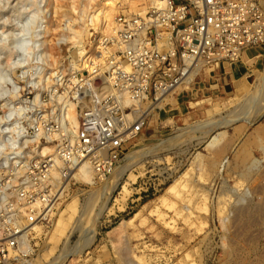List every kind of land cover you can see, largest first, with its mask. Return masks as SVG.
Instances as JSON below:
<instances>
[{
	"label": "rangeland",
	"instance_id": "obj_1",
	"mask_svg": "<svg viewBox=\"0 0 264 264\" xmlns=\"http://www.w3.org/2000/svg\"><path fill=\"white\" fill-rule=\"evenodd\" d=\"M101 2L0 0V120L25 117L29 156L71 132V78L85 74ZM255 49L250 65L205 66L110 176L71 180L15 264H264V46Z\"/></svg>",
	"mask_w": 264,
	"mask_h": 264
},
{
	"label": "built area",
	"instance_id": "obj_2",
	"mask_svg": "<svg viewBox=\"0 0 264 264\" xmlns=\"http://www.w3.org/2000/svg\"><path fill=\"white\" fill-rule=\"evenodd\" d=\"M144 1L132 15L122 13V2L113 31L92 34L98 62L90 55V69L69 87L77 128L54 151L29 156L25 117L0 120V264L24 262L28 232L70 174L84 166L93 179L110 176L146 127L148 110L169 102L196 69L238 62L245 50L264 46L263 0Z\"/></svg>",
	"mask_w": 264,
	"mask_h": 264
},
{
	"label": "bare ground",
	"instance_id": "obj_3",
	"mask_svg": "<svg viewBox=\"0 0 264 264\" xmlns=\"http://www.w3.org/2000/svg\"><path fill=\"white\" fill-rule=\"evenodd\" d=\"M122 2L124 3V2H126V5H128V8L127 9H125V10H123L122 11V13L123 14H126V15H132V14H136V13H138V9H137V4H139V3H144V2H146V1H144V0H134V1H130V0H102V2H101V6L99 7V11L97 10V14H95L93 17H92V19H91V23L93 24V26H94V28L97 30V33L99 34V35H102L103 33H106V31L107 32H111V31H113V29H112V25H114V16H113V14H114V12H115V10L118 12V11H120L121 10V5H122ZM262 3L264 4V0L262 1ZM80 35L78 34V36H74V37H79ZM78 40H80V38L78 39ZM77 41V40H76ZM80 41H78V43H79ZM94 43V42H93ZM91 46V48L87 51V52H85L83 55H84V57L86 58L85 59V61L83 62V64L81 65V69H83V70H89L90 69V67H91V63H89V60H87V58L91 55V57L93 56V58L91 59V60H93V62H94V64L96 63L97 64V56H95V51H96V49L98 48V45L96 44V43H94L93 45L91 44L90 45ZM254 48V47H253ZM250 49H252V48H249V49H247V50H245L242 54H241V56H240V60H242V58L243 57H246L247 55L246 54H248L249 52H248V50H250ZM94 50V51H93ZM82 54V53H81ZM250 55V54H249ZM254 55V54H253ZM250 56H252V55H250ZM250 56H248V57H250ZM259 56V55H258ZM251 58V57H250ZM83 61V60H82ZM245 62V61H244ZM229 63H235V62H229ZM219 64H223V62H217V63H214L213 65H209L208 67H212V66H216V65H219ZM206 65L205 64H203L202 66H200L198 69H196L194 72H193V74H191V76L184 82V84L183 85H181L180 87H179V89L176 91V93H175V95H173V96H171L170 98H173V97H175V96H177V94L179 95L180 94V92H182V91H186V90H188V89H190L189 87H190V85H191V83H192V81L198 76V74H200V72L202 71V70H204V67H205ZM208 71V70H207ZM263 78V77H262ZM223 83V82H222ZM190 91V93H192V94H196V91L194 90V89H192V90H189ZM183 93V92H182ZM189 93V92H188ZM192 99H193V97H191ZM171 100V99H170ZM169 100V101H170ZM164 105H168V102L167 103H165ZM164 105H158V106H156L157 108H162V106H164ZM67 107H68V110H67V112H66V116H67V127H69V130H71V132L70 133H74V131L76 130V128H77V124H78V115H79V112H78V110L77 111H75L72 107H71V105H67ZM148 111H150V115L149 116H151V117H149V119L151 120V118H152V115L154 114L153 112H154V110H148ZM65 114V113H64ZM224 124H228L227 122H224ZM71 128V129H70ZM69 133V134H70ZM72 136V135H71ZM72 139H73V137H72ZM54 148L55 147H53V150L52 151H54ZM46 151V150H45ZM43 157H46V156H43ZM126 159V161L127 160H129V162H131L130 161V157H129V159H128V157H126L125 158ZM128 162V161H127ZM128 164H130V163H128ZM125 167H126V165H125ZM125 167H123L122 169H125ZM121 173V172H120ZM54 175H56V174H54ZM94 175L92 174V173H90V172H88L87 170H85V167L84 166H81L77 171H76V174H74V173H71L70 174V177L69 178H67L66 180H65V182L63 183V186H61V189L59 190V193H58V196H59V198H58V200L62 197V195H63V193L65 192V189H66V185L68 184V183H70V181L71 180H80L81 182H90L91 181V179H92V177H93ZM74 178V179H73ZM97 181H99V180H97ZM92 183V182H91ZM90 183V184H91ZM106 190V189H105ZM105 192V191H104ZM58 200L56 201V202H58ZM88 200V199H87ZM54 203V205H53V208L55 207V205L57 204V203ZM91 203V202H90ZM38 203L36 202V203H34L32 206H35V205H37ZM74 205L72 204H70V205H68V211H67V213L65 214V215H63L64 217L63 218H61L62 220H63V223H61V226L64 224V223H66V221L73 215V213H74V211H75V209H74ZM90 207H91V204H90ZM52 208V206H49L48 208H46V209H44L43 210V212L42 213H46V215L48 214V212H49V210H52L53 209ZM27 210H28V207H27ZM46 210H48L47 212H46ZM39 211H41V209H39L38 210V212ZM62 214V213H61ZM60 222H61V220H58L57 221V228L55 229L57 232L60 230V228L61 227H59V224H60ZM31 231H33V232H39L40 230H39V227L37 226V225H34V226H32V229H30V231L28 232V234H29V237H30V235H31ZM29 237H28V239H29ZM127 253V252H126ZM124 256V255H123ZM125 259V258H124ZM126 259H128V258H126ZM127 262V261H126ZM127 264H131L130 262H129V260H128V262H127Z\"/></svg>",
	"mask_w": 264,
	"mask_h": 264
},
{
	"label": "crops",
	"instance_id": "obj_4",
	"mask_svg": "<svg viewBox=\"0 0 264 264\" xmlns=\"http://www.w3.org/2000/svg\"><path fill=\"white\" fill-rule=\"evenodd\" d=\"M248 54H246L247 56L246 57H243L242 58V60L243 61H245V63H247L248 65H250L251 63H252V61L255 59V58H257L258 57V55H260L259 54V51H258V49H255V47L254 48H252V49H250V50H248ZM252 55V56H250V55ZM254 54V55H253ZM248 56H250V57H248ZM241 60V61H242ZM217 69V70H216ZM227 70V68H226V66H225V64L223 63V64H219L218 66H216V68H215V71L217 72V73H219L220 74V72L221 73H225V71ZM202 80V79H201ZM201 80H199V78L197 79V84H199L200 86H201V89H202V85H201V83H202V81ZM224 80V79H223ZM222 80V81H223ZM223 83H224V81H223ZM223 83H222V85H223ZM236 87V86H235Z\"/></svg>",
	"mask_w": 264,
	"mask_h": 264
}]
</instances>
